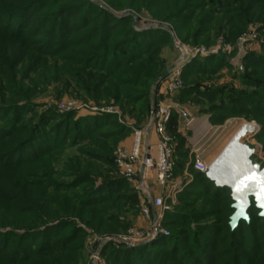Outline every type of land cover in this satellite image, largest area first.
Wrapping results in <instances>:
<instances>
[{"label":"rangeland","instance_id":"374dc122","mask_svg":"<svg viewBox=\"0 0 264 264\" xmlns=\"http://www.w3.org/2000/svg\"><path fill=\"white\" fill-rule=\"evenodd\" d=\"M21 1H0V35L9 37L0 40V264H86L93 237L131 229L150 235L125 243V257L107 264H264L257 210L251 225L232 233L229 193L189 168L150 229L114 165L132 126L148 122L140 106L148 113L157 82L182 58L181 43L195 54L182 60L184 69L197 61L200 69L163 101L208 124L203 154L222 140L227 121L244 124L249 133L238 143L254 148L251 161L264 167V0H217L225 14L207 35H197L207 0L154 7L152 0H39L23 9ZM185 16L193 18L181 38L175 29ZM19 33L29 56L11 39ZM98 117L114 120L80 133ZM32 128L41 134L33 144ZM38 141L49 150L31 162Z\"/></svg>","mask_w":264,"mask_h":264},{"label":"built area","instance_id":"2783aa9c","mask_svg":"<svg viewBox=\"0 0 264 264\" xmlns=\"http://www.w3.org/2000/svg\"><path fill=\"white\" fill-rule=\"evenodd\" d=\"M187 54V57L195 56L190 49ZM184 66V61L180 59L159 79L153 91L148 122L143 126H132L129 143L120 145L114 155V163L119 175L132 184L140 197L139 207L143 217L149 220L150 229L158 226L164 216L166 199L182 181L175 175L176 143L168 132L173 113L179 116L180 132H182L180 120H184L188 129L194 133L193 138L190 137V144L187 145L190 149V159L184 173L192 165L216 186H221L217 185L211 176L212 165L207 164L200 156L201 149L207 143L204 137L208 135V130L200 129L196 124L197 118L187 109L162 99L163 94L174 95L184 87L182 77ZM243 147L249 148V145L243 142ZM251 151L255 152L254 149ZM153 209H156L155 213L152 212ZM149 235V232L131 229L117 237L108 235L93 237V241L89 243L90 253L86 264H107L103 248L110 243L116 246L125 243L134 245L145 240Z\"/></svg>","mask_w":264,"mask_h":264},{"label":"trees","instance_id":"16d2710c","mask_svg":"<svg viewBox=\"0 0 264 264\" xmlns=\"http://www.w3.org/2000/svg\"><path fill=\"white\" fill-rule=\"evenodd\" d=\"M0 1H2L3 2V4H4V0H0ZM39 0H22L21 2H19L18 4H20V5H22V7L21 6H19V7H21L22 9L23 8H26V7H28V6H30V5H33V4H35L36 2H38ZM53 0H50V2H52ZM145 1V0H144ZM146 1H148V0H146ZM154 1V2H153ZM156 1H160V0H152V2H153V5L150 3V6L152 5L153 7L154 6H156ZM207 1H210V3H208V2H204V1H202V3H204V4H206V5H204L205 7H207V10L206 11H204L203 13H202V15L200 16L201 17V20H202V25L204 26V27H200L199 29H198V34L197 35H200V34H202V33H204V34H209V30H210V26L217 20V17H220V13L221 14H225V13H222L221 11H220V6L219 5H217V0H207ZM226 2H228L229 0H225ZM6 2L7 3H13L14 2V0H6ZM130 2H131V5L132 6H136V3L134 2V0H130ZM190 2H193V0H190ZM1 3V2H0ZM51 4H48V6H50ZM38 11H42L41 9H38ZM232 12V11H231ZM227 14H230V12H228ZM194 15V14H193ZM228 16V15H227ZM192 18L193 17H191V16H185V17H183V18H181L180 20H179V22L177 23V25H176V28L177 29H175L176 30V32H177V34L179 35V37H181L182 38V35L180 34V32L182 33V31H184V28H185V26L192 20ZM232 24V23H234V21H233V17H230L229 18V24ZM231 34H233L234 35V31H232L231 32ZM6 35H8V34H6ZM5 36V35H4ZM26 35L25 34H23V33H19V34H14L13 35V37L11 38L12 40H13V42H15V43H20L21 45H22V47H25L26 46V48H27V50L29 49V48H31L30 46H29V44L27 43V40H26V37H25ZM6 38H9L8 36H6L5 38H3V37H1V35H0V40L1 41H3L4 43H5V41H7V39ZM90 41L92 40L91 38L89 39ZM184 41H187V40H184ZM8 48H10L11 49V47H15L14 45H9L8 44ZM102 49V48H101ZM29 51H30V49L28 50V51H26V55L28 54V56H29ZM8 54H9V56L11 55V56H13V53L11 54V51L10 50H8V52H7ZM2 56H4L2 53H0V58L2 57ZM130 64V63H129ZM200 65H201V63H199V61H197V63H191L190 65H188L184 70H183V75H182V77H183V80H184V83H185V78H186V76H187V74H189V73H193L194 71H196V70H199L200 69ZM211 72V71H210ZM152 75H148V77H151ZM154 76V75H153ZM152 76V77H153ZM104 82V81H103ZM103 82H101L100 81V84L98 85V88L100 87V86H103V85H105V83H103ZM10 84L11 85H16L17 83H15V82H10ZM102 84V85H101ZM184 86H185V84H184ZM144 88H146V87H144ZM143 98H145V97H142L141 99H138V100H136V101H133L132 102V104H134V105H140V102H141V100L143 99ZM150 103H151V101H150ZM140 107H142L143 109H141V111L139 112L140 114H141V118H140V120H143L146 116L149 118V116H150V113H151V105H149V109H148V113H147V111H146V109H144V107L141 105ZM147 113V114H146ZM216 114H214V117H213V121H216L217 120V118L218 117H220L218 114H217V112H215ZM233 115H239V116H242V115H244V112L243 113H233ZM145 116V117H144ZM105 117H98V119H96V120H94L93 122H91V124H89V123H85L84 124V130L85 131H81L80 133L82 134V133H84V132H89L88 131V129L90 130V129H95L94 130V132H96V129L98 128V126L99 125H101V123L103 124V123H105V122H107L108 121V119L109 118H106V119H104ZM111 120V121H110ZM112 120H114L112 117H110V119H109V121L110 122H112ZM149 120V119H148ZM212 121V122H213ZM40 122H42V121H40ZM178 123H179V116H178V114L177 113H173V115H172V118H171V120H170V123H169V125H168V132L174 137V140H175V143H176V151H175V163H176V166H175V175L176 176H178V175H181L183 172H184V170H185V168H186V165H187V163L189 162V159H190V149L187 147V140H186V138H185V135H183V133L182 132H180L179 131V129H178ZM143 126V125H142ZM33 130H32V133H31V144H33V141H34V139L36 138V136L39 134V132L37 131V130H35L34 128H32ZM125 131H128V129L127 128H125ZM39 135H41V134H39ZM91 137V136H90ZM45 138H46V136L45 135H42L41 136V139L40 140H43V142H44V140H45ZM76 138V137H75ZM74 138V139H75ZM91 138H94V137H91ZM100 138V137H99ZM262 139H264V135H263V137H262ZM41 143V142H40ZM36 144V147H37V150L33 153L32 152V155H31V157L29 158L30 159V161L31 162H36L37 161V157L38 156H40V151L41 152H43V153H45V152H47L48 150H49V148L47 149V148H45V147H42V144H45V143H41V144H39V141H38V143H35ZM41 149V150H40ZM46 156V155H45ZM39 158V157H38ZM114 165H115V163H114ZM116 167V166H115ZM190 169H192V170H194V171H196L195 169H194V167L191 165L190 167H189ZM188 168V169H189ZM196 172H198L201 176H203L205 179H206V182H208V184H210L211 185V189H213V190H216V192L217 191H222V190H225V191H227L228 193H229V200H231V204L233 203V199H232V197H231V189L229 188V187H226V186H216L215 184H214V182H212L209 178H207V176L204 174V173H201V172H199V171H196ZM32 175H35V174H33L32 173ZM121 177V176H120ZM121 180L122 181H124V182H126V184L127 185H132L129 181H127L125 178H123V177H121ZM133 187V186H132ZM222 187V188H221ZM134 189V188H133ZM133 192L134 193H132V194H130V195H128L129 197V200H131L133 203H137L138 205H139V203H140V197H139V195H138V193L135 191V189L133 190ZM231 210H232V213L234 212V209L231 207ZM253 210H257L258 211V214H259V209H257L256 207H255V205H254V202H252V206H251V208L249 209V214H250V216H251V221L249 222V223H247L246 221H241L240 222V224H239V226L235 229V230H232L231 229V226H230V216L232 215V213H231V215L229 216V220H228V227H229V229L232 231V233L233 232H235V231H238L239 230V228L241 227V225H243V224H247V225H251L253 222H254V220H255V218L253 217ZM257 214V215H258ZM258 219H260L261 220V222H263L264 223V218H262V217H259V215H258V217H257ZM127 250H126V247H125V244H120V245H118V246H116V245H114V244H112V243H110V244H108L107 246H106V248H105V250H104V257H105V259H106V262H108V261H111L112 259H115V258H121V257H125V252H126ZM129 251V250H128Z\"/></svg>","mask_w":264,"mask_h":264},{"label":"water","instance_id":"95a60500","mask_svg":"<svg viewBox=\"0 0 264 264\" xmlns=\"http://www.w3.org/2000/svg\"><path fill=\"white\" fill-rule=\"evenodd\" d=\"M177 48L182 52L181 60H185L187 58V49L181 43H177ZM224 168H222L223 171L230 169L232 170L230 173L234 171L230 163H226ZM237 168L239 170L236 178L234 177L235 181L227 185L231 189V197L233 199L231 207L234 212L230 216L232 230H235L241 221H246L247 223L251 221L249 209L252 206V202L259 209V217L264 218V167L258 163H252L251 159H249L247 162L242 161Z\"/></svg>","mask_w":264,"mask_h":264},{"label":"bare ground","instance_id":"6f19581e","mask_svg":"<svg viewBox=\"0 0 264 264\" xmlns=\"http://www.w3.org/2000/svg\"><path fill=\"white\" fill-rule=\"evenodd\" d=\"M202 126L205 130H207L209 127L208 124H206V122H204ZM245 132L247 135H244V136L247 137L249 133V128L244 125L233 135L232 138L230 137L231 139L228 145L212 161L211 176L217 182V185L228 187L227 185L233 183L235 181L236 176L238 175L239 169L237 168V166L242 161L247 162L250 159V155L252 154L251 149L247 147H243V145L238 143L239 134L240 133L243 134ZM226 163H230V166H233L234 168V169L232 168L234 170L233 171L234 173L232 172L233 174L230 173V171H232L231 169L227 171L222 170V168L225 169L224 167L226 166Z\"/></svg>","mask_w":264,"mask_h":264},{"label":"crops","instance_id":"0c3cea01","mask_svg":"<svg viewBox=\"0 0 264 264\" xmlns=\"http://www.w3.org/2000/svg\"><path fill=\"white\" fill-rule=\"evenodd\" d=\"M185 122H184V120H180V124H181V128H180V130L184 133V134H186V133H188V132H186V131H188L189 129H188V127L186 126V125H183ZM203 123H204V119H198L197 118V122H196V124L199 126V128L200 129H202V130H205L204 128H203ZM222 127H228L227 128V130H226V132H225V135H224V137L222 138V140L221 141H219V143H217L216 145H215V147H212V149H210L209 151H207V153L206 154H203L202 152H200V156H201V158L206 162V160L208 161V163L210 164V165H212L211 163H212V161L219 155V153L222 151V150H224V148L228 145V143L230 142V139L233 137V135L241 128V127H243V125L240 123V122H234L233 120H229V121H227L226 123H225V125H223ZM213 128V131L215 130H218L220 127L219 126H213L212 127ZM190 131V130H189ZM190 132H192V135H191V138H193V131H190ZM229 136V137H228ZM231 137V138H230ZM191 138L190 139H188L189 141L187 142V145H189L190 144V141H191ZM129 141H130V138L128 137V139H127V141H126V143L125 144H127V143H129ZM205 146H203V148H204ZM203 148L201 149V150H203ZM249 148H251V150L252 149H254V148H252L251 146H249ZM219 149V150H218ZM213 151H215V152H213ZM253 154H255V152H253L252 154H251V156H250V158L253 156ZM207 163V164H208ZM252 163H254L253 161H252ZM258 164H260V163H258ZM184 173V172H183ZM182 174L181 175H178L177 177L179 178V179H181L182 177Z\"/></svg>","mask_w":264,"mask_h":264}]
</instances>
